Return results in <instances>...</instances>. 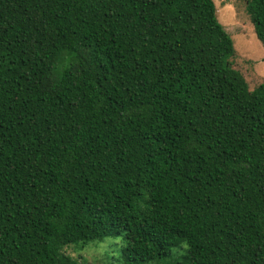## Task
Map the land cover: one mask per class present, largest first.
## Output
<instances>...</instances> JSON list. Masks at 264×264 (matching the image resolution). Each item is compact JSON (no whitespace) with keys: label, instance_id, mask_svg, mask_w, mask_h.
I'll return each mask as SVG.
<instances>
[{"label":"trees","instance_id":"1","mask_svg":"<svg viewBox=\"0 0 264 264\" xmlns=\"http://www.w3.org/2000/svg\"><path fill=\"white\" fill-rule=\"evenodd\" d=\"M235 53L214 0H0V264L107 238L264 264V81Z\"/></svg>","mask_w":264,"mask_h":264},{"label":"rangeland","instance_id":"2","mask_svg":"<svg viewBox=\"0 0 264 264\" xmlns=\"http://www.w3.org/2000/svg\"><path fill=\"white\" fill-rule=\"evenodd\" d=\"M218 18L233 38L236 49L234 66L243 74L251 89L264 81V45L258 38L246 10L247 0H214ZM95 243V242H94ZM122 238H107L84 248L70 246L67 253L81 264H122ZM184 248L187 246L183 244ZM183 250L173 249L170 256L156 260L159 264H178ZM156 262H151L150 264Z\"/></svg>","mask_w":264,"mask_h":264}]
</instances>
